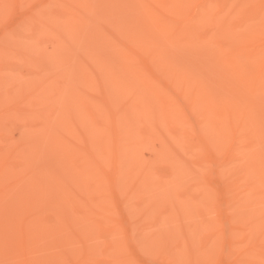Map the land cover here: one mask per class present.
I'll return each mask as SVG.
<instances>
[{
  "label": "bare ground",
  "instance_id": "obj_1",
  "mask_svg": "<svg viewBox=\"0 0 264 264\" xmlns=\"http://www.w3.org/2000/svg\"><path fill=\"white\" fill-rule=\"evenodd\" d=\"M24 1L0 0V23ZM17 14L18 23L0 38V106L15 97L32 102L0 114V135L31 112L39 120V139L62 144L61 157L72 165L68 179L77 183L83 202L69 191L61 192L63 199L70 196L68 202L93 224L116 214V231L103 236L104 250L114 255L102 263L150 264L141 259L147 253L172 264H264V0H48ZM52 29L61 33L56 48L62 53L72 45L71 60L51 61L55 56L42 53L38 65L46 56L51 62L27 82L6 73V60L27 39L38 45ZM77 49L90 55L91 70L80 65ZM50 64L71 72L58 75ZM94 68L100 87H109L101 91L100 105L78 88L95 83ZM190 113L200 133L196 144L187 136ZM26 127L18 126L21 135ZM57 130H69L79 142L81 135L84 143L63 144ZM155 140V159L168 164L165 180L156 179L140 155ZM193 158L201 162L198 169ZM141 212L145 223H127ZM192 213L198 226L182 225L186 239L167 233L176 250L168 254L157 243L160 228ZM149 226L157 227L155 234L148 235ZM120 234L131 243L122 258ZM20 264H40V258Z\"/></svg>",
  "mask_w": 264,
  "mask_h": 264
},
{
  "label": "rangeland",
  "instance_id": "obj_2",
  "mask_svg": "<svg viewBox=\"0 0 264 264\" xmlns=\"http://www.w3.org/2000/svg\"><path fill=\"white\" fill-rule=\"evenodd\" d=\"M47 1L25 0L22 7H16L14 15L11 16L10 20L0 23V38H2L3 32H6L8 25L18 23L17 13L23 11L28 14L37 5H43ZM40 37L43 38L38 41V45H35L34 39L29 38L27 39L25 48L19 49L11 56L9 55V59L6 60L7 64H5V67H8L6 73L12 72L11 74L13 75L18 73L20 78L27 82L33 71L35 73L38 71L40 75L45 72L41 69L45 63L49 64V62L56 60L59 56L62 62L71 60V44L69 45L70 48L67 49V53H62V48H56V38H61L60 31L52 29L43 32ZM59 52L60 55H57ZM42 53L43 56L45 54L55 56V59L48 62V57H43L42 64L38 65V60L42 58L40 57ZM75 55L82 67L91 70V58L89 54H80L79 49H77ZM29 60L34 61V65ZM72 66L77 67L78 65ZM47 68L58 75L61 73L65 75L69 69L65 65L52 66L51 64ZM93 72L95 83L90 87L80 84L78 88L84 91L94 103L100 105V93L109 87L102 89L96 75L99 73V70L94 68ZM56 78H53L52 81ZM69 82L72 81L69 79ZM22 98L15 97L12 100H8L0 106V114L4 115L8 113V111L4 112L5 109H8V106L11 108L15 106L16 110H19L20 108L29 106L28 102H32H25L21 100ZM127 100L128 98L126 97L122 98L119 107L123 103L125 104ZM67 107L62 106V111L66 115H69V112L66 110ZM59 108L55 107L52 109L58 110ZM101 108H105V106ZM28 115L27 120L18 121L12 126L5 127L2 131L4 136L0 135V264H20L26 258L32 260L40 258V264H45V262L46 264H74L86 261H89V264H103L102 262L109 260L110 256L114 255L113 249L104 250L107 243L103 236L106 231L111 233L116 231V214L108 215L106 218L104 217L101 223L93 224L78 211L80 207L76 208L68 202L70 196L76 199L75 202L77 203L81 204L83 202L78 197L79 187L77 183L68 179L70 177L69 169H71L72 165L70 166L68 160L61 157L60 149L62 144L59 142L45 144L39 139L37 134H35V130L39 126V120L31 112ZM187 119L192 120L187 134L188 140L196 144L200 135L194 121V119L196 120V116L190 113ZM23 123L28 127L22 130L23 135H21L18 126H22ZM71 126L73 132H79L80 127L76 122H73ZM69 132V130H57V135L61 138L60 142L68 145H74L76 142H79ZM80 140L83 141L81 135ZM155 141L151 143L152 147L143 148L142 150L145 151H142L140 155L145 162L148 161L149 169L155 175V178L165 180L166 177L163 175L168 173V164L165 161L155 159V153L160 147L159 141ZM153 147L155 148L152 150ZM148 149L150 150L148 151ZM154 151L156 152L153 155ZM183 158L188 162L190 157L189 155H183ZM193 160L195 163H191V166L198 169L197 162L199 159L196 161V158H193ZM199 163L201 164L200 161ZM186 164L188 165V163ZM61 171L67 173L66 178H63L59 173ZM137 175L139 176V173ZM137 175L133 176L134 180L132 182L136 181ZM191 175L192 173L188 176ZM62 191H65L67 194L70 193V196L66 197L65 200L62 197ZM150 201L152 205L153 200L150 199ZM171 204L173 208L176 207L175 202ZM169 208L161 206L163 211L166 210L168 212ZM94 209L96 212H101V209L96 207ZM188 217L183 219L181 216H174L172 220L167 221L160 228L158 235L163 239H159L157 243H159L158 246L162 249L169 251L168 254L176 251L171 250V244L174 243V239L178 236L180 239H186L188 230L182 226L183 224L195 222V225L198 226L199 218L196 214L192 213ZM145 221L142 212L129 216L127 219V223L135 227L142 225ZM84 229L89 231L87 235L83 234ZM156 229V226H149L147 228L148 235L155 234ZM165 229L168 230L165 231ZM173 231H176V234L174 239L169 241L165 236H167V233ZM136 233H138V230H136ZM158 235L156 238H158ZM124 237V234H120V239L117 241V244L122 248V253L118 256L119 258L129 256L131 243ZM186 252L184 248L183 253ZM141 259L142 262L150 264H172L173 262V260H164L147 253L143 254Z\"/></svg>",
  "mask_w": 264,
  "mask_h": 264
}]
</instances>
